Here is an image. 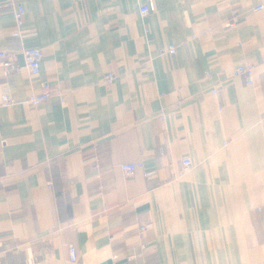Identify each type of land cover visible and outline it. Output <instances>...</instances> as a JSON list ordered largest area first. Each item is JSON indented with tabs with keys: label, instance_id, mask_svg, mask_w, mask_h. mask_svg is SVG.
Listing matches in <instances>:
<instances>
[{
	"label": "crops",
	"instance_id": "0c3cea01",
	"mask_svg": "<svg viewBox=\"0 0 264 264\" xmlns=\"http://www.w3.org/2000/svg\"><path fill=\"white\" fill-rule=\"evenodd\" d=\"M5 1L0 264H264L263 0Z\"/></svg>",
	"mask_w": 264,
	"mask_h": 264
},
{
	"label": "built area",
	"instance_id": "2783aa9c",
	"mask_svg": "<svg viewBox=\"0 0 264 264\" xmlns=\"http://www.w3.org/2000/svg\"><path fill=\"white\" fill-rule=\"evenodd\" d=\"M5 6L10 7L13 11L14 14V20H15V30H14V36L21 37L24 29V8L22 7L21 4L17 2V0H6L5 1ZM257 10H262L264 9V0L261 5L256 7ZM154 10L153 5L148 4L144 5L140 9V13L145 15L148 14L150 11ZM233 24L230 22L228 26H232ZM195 37L192 36L188 40H192ZM185 41L181 44V46H185L187 42ZM178 46L177 45H171L167 47H162L160 48V53L162 55L165 54H175L177 52ZM36 59L34 61H29L27 60L26 65L28 68L31 70L35 67ZM32 67V68H31ZM0 68L2 69V74L0 75V79L2 81L7 80L12 74L15 72L19 71L20 65L18 63L16 53L10 50H0ZM255 70V66L253 64H243V65H238L232 70V75L234 77H242L246 80L247 84H252L253 83V73ZM209 73H206L208 75ZM115 75L114 73H110L106 79V83L108 85L112 84L114 82ZM217 92V89L214 90V93ZM63 94L64 90L62 89L61 86L51 84L49 82H43L41 85V93L40 95L36 98L31 100V103H43V102H48L53 98H59L60 100L63 99ZM2 99V106L5 108L11 107L15 101L12 98V96L8 93H4L1 95ZM161 119H163L164 114L161 115ZM192 161L189 158H186L183 160L184 167L186 169L191 168L192 166ZM142 167L141 163L137 164H124L121 166V170L126 176H132L134 175L137 170ZM153 173L147 172L145 173V177H150L152 176ZM49 188H52V185H48ZM147 227H142V230L146 229ZM68 250L70 254V264H74L77 259V253L73 245H68ZM34 261H37V257L34 258Z\"/></svg>",
	"mask_w": 264,
	"mask_h": 264
},
{
	"label": "water",
	"instance_id": "95a60500",
	"mask_svg": "<svg viewBox=\"0 0 264 264\" xmlns=\"http://www.w3.org/2000/svg\"><path fill=\"white\" fill-rule=\"evenodd\" d=\"M126 262L125 261H121V262H117V263H113V262H108V263H106V264H125Z\"/></svg>",
	"mask_w": 264,
	"mask_h": 264
}]
</instances>
